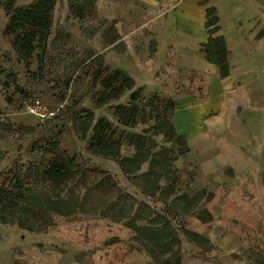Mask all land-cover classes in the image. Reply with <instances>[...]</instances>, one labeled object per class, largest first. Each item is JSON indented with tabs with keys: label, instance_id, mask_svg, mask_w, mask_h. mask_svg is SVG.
<instances>
[{
	"label": "rangeland",
	"instance_id": "rangeland-1",
	"mask_svg": "<svg viewBox=\"0 0 264 264\" xmlns=\"http://www.w3.org/2000/svg\"><path fill=\"white\" fill-rule=\"evenodd\" d=\"M6 1L0 0V184L23 165L46 166L59 143L79 163L110 173L161 223L135 214L81 213L66 194L51 201L0 195V264H264V0L220 4L225 24L238 30L228 32L235 62L227 79L205 60V43L191 49L178 43L163 10L169 6L56 0L47 41L25 60L6 31ZM11 1L29 7L36 0ZM204 6L214 7L221 22L216 6ZM120 70L134 89L100 105L103 93L118 92L120 82L109 78ZM35 99L56 118L41 122L27 114L26 104ZM121 105L131 108L122 118L116 114ZM89 114L94 120L84 131ZM123 118L136 128L123 125ZM100 119L122 142V158L135 153L131 133L168 150L176 177L160 184L173 185L174 192L149 196L116 160L93 156L89 146ZM168 120L173 126L161 127ZM36 169L28 176L36 178ZM148 171L142 165L140 173ZM198 194L196 207L175 208L179 197Z\"/></svg>",
	"mask_w": 264,
	"mask_h": 264
},
{
	"label": "trees",
	"instance_id": "trees-1",
	"mask_svg": "<svg viewBox=\"0 0 264 264\" xmlns=\"http://www.w3.org/2000/svg\"><path fill=\"white\" fill-rule=\"evenodd\" d=\"M56 4V0H36L29 7H16L14 1L5 2L6 11L11 14L6 31L13 37V45L19 58L28 60L39 45L47 41L52 22L51 14ZM205 11L208 41L202 45L201 52L205 55L207 62L219 69L220 78L224 79L231 73L226 39L222 34H219L221 25L217 10L214 7H208ZM109 79V83L120 82L121 86L117 88V93H103L97 99L100 105L106 104L110 99L135 87L133 80L121 70L115 72ZM139 97V93L135 92L131 99L135 102L139 100ZM170 104L171 111L175 113L174 101L170 100ZM130 110L131 108L127 109L121 105L117 108L116 114L122 118ZM93 120L94 114H89L88 121L82 123V129L90 130ZM126 120L123 118V125L136 128V125L128 123ZM171 125L168 120L161 127L165 128V126ZM161 130L160 134L167 136L166 132ZM9 132L20 136L23 134L19 130H10ZM176 133L174 130L173 136ZM114 135L115 130L111 123L100 119L93 126L89 152L93 156L111 157L116 160L121 171L132 184L149 196L160 194L167 198L169 193L174 192L173 185L169 184L166 188H162L160 184L163 180L167 182L176 177V171L173 169L174 161L168 150L157 151L155 141L148 140L144 135L131 133L128 142L135 148V153L133 157L122 158L120 156L122 142L116 140ZM168 137L171 139L172 136L168 134ZM144 164H148L149 171L142 174L140 172ZM35 167L33 164L20 167L9 182L0 184V195L27 196L51 201L60 199L63 194H66L70 198L69 202L77 206L81 213L90 214L103 210L107 214L119 218L135 214L138 220H150L152 224L161 223L154 217V210L147 204L142 203L137 207L135 199L123 192L110 173L97 168H89L85 162L79 163L77 158L69 157L59 143L55 144L51 161L46 166H40L37 169ZM34 169H36V172L34 171L36 178H31L28 173ZM198 199L199 194L194 198L183 195L176 200L175 208L181 209L182 204H186L187 208H194ZM135 208H137L136 211ZM207 214V212L202 213V215Z\"/></svg>",
	"mask_w": 264,
	"mask_h": 264
},
{
	"label": "crops",
	"instance_id": "crops-1",
	"mask_svg": "<svg viewBox=\"0 0 264 264\" xmlns=\"http://www.w3.org/2000/svg\"><path fill=\"white\" fill-rule=\"evenodd\" d=\"M140 1L145 4H149L153 7L169 6L170 8H163V10L164 13L167 15L168 26H170L171 33L174 35L175 39L181 46L190 49L196 48L200 44L205 43V41L207 40V31L205 25L206 7L204 5L212 4L216 6L217 9L220 10V24H222L221 34L226 37L228 43L229 64L233 65V63L235 62V53H233L234 50L233 48H231L230 45L232 38L229 37L230 34H228V32H230L231 30H235L237 33L238 30L236 27H234V25L227 26V24H225L224 19L226 17V13L223 14L220 4L225 3L230 5L233 3H243L244 0H180L176 3L173 2L174 0ZM204 1H207L208 3L204 4ZM173 12L176 14L175 16H173V18H171L170 15ZM236 38H238V36H236ZM205 68H207V65L205 66Z\"/></svg>",
	"mask_w": 264,
	"mask_h": 264
},
{
	"label": "built area",
	"instance_id": "built-area-1",
	"mask_svg": "<svg viewBox=\"0 0 264 264\" xmlns=\"http://www.w3.org/2000/svg\"><path fill=\"white\" fill-rule=\"evenodd\" d=\"M25 111L27 114L39 118L41 122H49L56 118V111L46 108L39 99H35L31 104H26Z\"/></svg>",
	"mask_w": 264,
	"mask_h": 264
}]
</instances>
